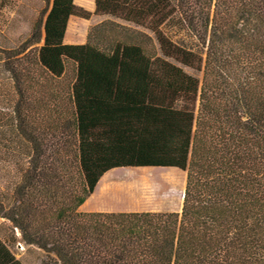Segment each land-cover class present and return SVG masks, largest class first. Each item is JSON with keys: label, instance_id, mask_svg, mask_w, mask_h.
Wrapping results in <instances>:
<instances>
[{"label": "trees", "instance_id": "1", "mask_svg": "<svg viewBox=\"0 0 264 264\" xmlns=\"http://www.w3.org/2000/svg\"><path fill=\"white\" fill-rule=\"evenodd\" d=\"M94 15L64 45L89 14L52 0L20 51L66 90L32 122L16 110L26 161L3 218L57 264H264V0H95ZM9 72L22 104L34 78ZM119 168L185 171L180 212H79ZM0 264H22L1 239Z\"/></svg>", "mask_w": 264, "mask_h": 264}, {"label": "rangeland", "instance_id": "2", "mask_svg": "<svg viewBox=\"0 0 264 264\" xmlns=\"http://www.w3.org/2000/svg\"><path fill=\"white\" fill-rule=\"evenodd\" d=\"M51 1L0 0V195L11 192L12 185L19 179V166L26 161L19 152L23 142L17 131L19 129L17 128L19 122L16 114L17 108L25 114L29 110L28 115L31 116L32 122L34 115H41L42 111L44 112L37 99L46 102L51 87H55L57 92L66 90L65 79L64 81L52 82L53 84L50 85L49 83L43 84L42 72L27 62V59L32 57L28 52L30 47L20 53L33 34L35 22L40 18L42 21L44 20L46 12L51 6ZM42 12H44L43 16H41ZM88 14L87 18L80 16L71 18L68 36L78 34L87 39L91 28L97 25L95 22L106 19L104 16ZM77 22L80 23L79 26ZM81 24H84L85 28ZM163 31L177 44L204 57V51L181 44L165 30ZM40 33L42 37V29ZM41 44L42 42L39 45ZM9 69L14 70L17 74L29 69L30 76L34 78L33 86L26 89L23 94L22 104L17 103L18 97ZM185 71L190 73L188 69ZM69 77L70 73L68 72L65 78L69 79ZM133 169L120 168L113 173L109 172L98 184L99 191H103L108 200L110 186L113 183V201L119 207L127 208V206L135 204L137 208L153 211V213H167L164 211L168 210L180 212L186 177L185 171L174 169V172L169 173V168H147L151 172L135 175ZM111 176L113 177L111 178ZM173 179H175L176 184L169 185V181H173ZM3 211L0 208V239L10 249L15 259L22 264H57L51 255H46L34 246L24 245L21 241L20 232L3 218Z\"/></svg>", "mask_w": 264, "mask_h": 264}, {"label": "crops", "instance_id": "3", "mask_svg": "<svg viewBox=\"0 0 264 264\" xmlns=\"http://www.w3.org/2000/svg\"><path fill=\"white\" fill-rule=\"evenodd\" d=\"M73 4L75 5V7L90 13L92 15H94V11H95V0H73ZM73 16H71L67 22V26H66V30H65V34L63 37V44L64 45H83L86 43V37L85 36H80V35H72V36H68V29L70 27L71 24V18ZM103 21V19L101 20H97L95 22V24H99ZM77 25L79 26L80 23L77 22ZM81 26H83V28H85V25L81 24ZM120 169V168H119ZM116 169H112L108 172H106L101 179L98 181L93 193L87 198V200L79 207L78 211L82 212V213H142V212H151L153 213V211H148V210H141L139 208L136 207L135 204L131 205V206H127V208H123V207H119L117 205H115V202L113 201V183H111L110 186V193H109V198L108 200L106 199V195L103 191H99V186L98 184L100 183V181H102L109 172L113 173V171L115 172ZM133 174H141L142 172L144 173H149L151 172L150 169L147 168H134L133 169ZM174 168H169V173L174 172L173 171ZM149 171V172H148ZM113 176H111L112 178ZM164 212H174L172 210H168V211H164Z\"/></svg>", "mask_w": 264, "mask_h": 264}]
</instances>
